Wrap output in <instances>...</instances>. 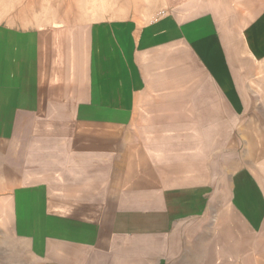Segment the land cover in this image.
I'll list each match as a JSON object with an SVG mask.
<instances>
[{
  "label": "crops",
  "instance_id": "0c3cea01",
  "mask_svg": "<svg viewBox=\"0 0 264 264\" xmlns=\"http://www.w3.org/2000/svg\"><path fill=\"white\" fill-rule=\"evenodd\" d=\"M138 1L31 59L0 28V264H264V0Z\"/></svg>",
  "mask_w": 264,
  "mask_h": 264
},
{
  "label": "rangeland",
  "instance_id": "374dc122",
  "mask_svg": "<svg viewBox=\"0 0 264 264\" xmlns=\"http://www.w3.org/2000/svg\"><path fill=\"white\" fill-rule=\"evenodd\" d=\"M139 5L138 0H0V28L9 31L10 42L6 39L5 46L16 54L21 48L22 58L31 59L32 35L39 29L61 27L83 37L90 27L133 14ZM247 89L250 90L247 113L241 122L242 125L252 122L253 127L238 137L241 141V144L238 141V155L247 152L248 161L259 170L264 168V58ZM238 226L249 237L239 221ZM252 241L254 248L260 244L256 236Z\"/></svg>",
  "mask_w": 264,
  "mask_h": 264
}]
</instances>
